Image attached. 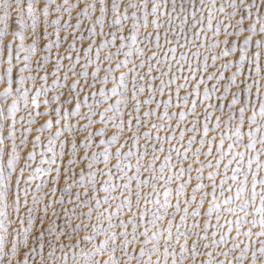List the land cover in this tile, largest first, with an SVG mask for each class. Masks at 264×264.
Here are the masks:
<instances>
[{"label": "snow or ice", "instance_id": "obj_1", "mask_svg": "<svg viewBox=\"0 0 264 264\" xmlns=\"http://www.w3.org/2000/svg\"><path fill=\"white\" fill-rule=\"evenodd\" d=\"M0 264H264V0H0Z\"/></svg>", "mask_w": 264, "mask_h": 264}]
</instances>
